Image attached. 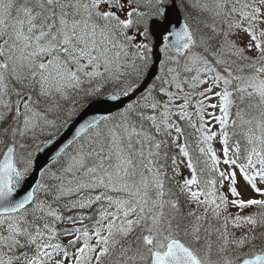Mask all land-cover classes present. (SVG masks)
Wrapping results in <instances>:
<instances>
[{
	"label": "snow or ice",
	"instance_id": "obj_1",
	"mask_svg": "<svg viewBox=\"0 0 264 264\" xmlns=\"http://www.w3.org/2000/svg\"><path fill=\"white\" fill-rule=\"evenodd\" d=\"M0 264H264V0H0Z\"/></svg>",
	"mask_w": 264,
	"mask_h": 264
}]
</instances>
